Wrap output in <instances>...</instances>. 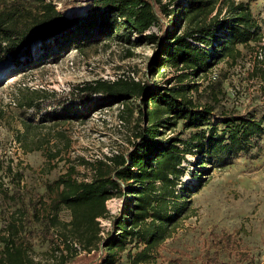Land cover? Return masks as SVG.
<instances>
[{
	"label": "trees",
	"instance_id": "obj_1",
	"mask_svg": "<svg viewBox=\"0 0 264 264\" xmlns=\"http://www.w3.org/2000/svg\"><path fill=\"white\" fill-rule=\"evenodd\" d=\"M75 5L76 2L64 1L58 8L52 0H0V62L10 57L16 65H30L36 47L42 46L43 54L48 55L51 43L61 45L63 51L73 43L82 47L107 38L134 43L132 35L137 33L138 43L144 39L159 42L161 53L148 64L149 73L163 75L167 68H173L176 74L165 86H154L151 78H101L72 85L69 96L35 90V96L21 102L25 110L36 109L42 117L23 118V131H18L17 138L26 151L49 147V160L67 161L57 140L45 137V125L84 119L101 106L123 103L122 111L131 112L133 135L126 150L112 151L94 161L82 158L92 170L89 178H80L76 166L68 165L54 180L55 195L46 218L51 245L46 261L33 256L25 234L28 212L18 208L10 213L0 231V264H120L124 254L129 264H150L164 243L196 213L191 198L181 192L190 191L182 188L187 155L200 151L213 158L233 149L250 151L253 139L264 130L261 119L250 110L216 112L215 104L198 101L191 94L199 89V77L209 75L221 61L235 63L243 54L242 47L264 50L263 26L249 0L183 1L176 10L182 25L179 30L169 31L162 14L172 10L162 0H89L86 14L68 15L66 10ZM156 24L164 36L151 30ZM172 25L176 28L178 21ZM256 60L252 75L257 76L258 70L264 75V61ZM217 79L216 74L209 77L208 86ZM94 94H101L103 102H98ZM80 106L86 108L84 114ZM212 118L224 127L210 124ZM179 123L192 129L187 138L166 135ZM206 123L209 127L204 128ZM70 145L68 139L64 147L68 149ZM8 171L20 176L12 163L5 166L4 173ZM4 194L15 196L8 186ZM115 197L123 198L117 214L108 207V200ZM63 208L70 211L69 220L61 218ZM102 219L110 220L109 228L102 225ZM212 239L215 251L207 253L202 264H221L219 255L226 250L236 257L233 264L253 260L235 234L222 231ZM170 261L184 264L179 259Z\"/></svg>",
	"mask_w": 264,
	"mask_h": 264
},
{
	"label": "rangeland",
	"instance_id": "obj_2",
	"mask_svg": "<svg viewBox=\"0 0 264 264\" xmlns=\"http://www.w3.org/2000/svg\"><path fill=\"white\" fill-rule=\"evenodd\" d=\"M52 1L58 8L64 1L76 2L74 7L69 8L72 10L68 15H84L89 6V0ZM183 1L186 0H162L169 3L168 8L172 10L162 14L167 31L179 30L182 25L176 10L178 3ZM249 1L264 30V0ZM174 20L178 21L176 28L172 25ZM151 30L164 36L158 24ZM132 38L136 42L107 38L82 47L73 43L66 51L61 49V45L51 43L48 55L43 54L42 46L36 47L37 53L30 65H16L10 57L0 62V155L3 168L0 169V231L12 211L26 209L28 224L25 234L37 259L46 261L50 257L46 218L50 210L49 202L55 195L54 180L67 170L68 165L76 166L80 178H89L92 170L82 158L94 161L112 151L126 150L130 147L133 124L129 122L130 110L122 111L124 105L118 102L113 106L98 107L84 119L73 118L58 125H45L48 126L42 130L45 137L57 140L67 159L49 160V147L26 151L17 138L18 131H23V118L39 120L42 117L36 109L25 110L21 102L28 96H35V90L55 91L58 96H69L72 85L101 78H151L156 87L167 85V80L176 74V70L167 68L163 75L156 76L148 69V64L161 53L159 42L149 43L144 39V42L138 43L137 33H133ZM242 50L243 54L235 63L221 61L209 71V75L199 77V89L191 94L198 101L208 100L215 104L216 112L222 109L239 113L250 110L261 119L264 127V75L260 70L257 76L252 75L256 59L264 61V50L252 46L242 47ZM213 74L218 76L217 82L208 86L207 80ZM94 97L98 102L103 99L101 94H94ZM133 103L136 105L138 99H133ZM71 104L69 101L67 105ZM85 109L80 106L81 114L85 113ZM209 123H219L220 129L224 127L216 118ZM207 127L208 123L204 125V128ZM191 131L179 123L166 135L187 138ZM68 139L71 145L67 149L64 143ZM252 143L250 151L233 149L213 158L203 156L200 151L187 155L182 188L187 187L190 191L182 189L181 192L191 198L196 213L186 219L183 227L164 243L157 259L150 264H172L170 260L173 259H179L184 264H202L206 254L215 251L212 237L222 231L235 234L251 254L253 260H245L243 264H264V130L255 136ZM8 163H12L20 176L9 171V174L4 173ZM7 186L10 194L15 192L14 197L4 194ZM122 205L121 197L108 200L113 214L119 213ZM60 216L64 220L71 218L67 208L60 211ZM102 225L109 228L110 220L102 219ZM2 247L0 242V249ZM219 260L221 264H233L236 257L226 250L221 252ZM67 264L80 263L69 261ZM120 264H129L126 254Z\"/></svg>",
	"mask_w": 264,
	"mask_h": 264
},
{
	"label": "bare ground",
	"instance_id": "obj_3",
	"mask_svg": "<svg viewBox=\"0 0 264 264\" xmlns=\"http://www.w3.org/2000/svg\"><path fill=\"white\" fill-rule=\"evenodd\" d=\"M71 10L72 9L67 10V14H71ZM1 76H2V74H0V78H1Z\"/></svg>",
	"mask_w": 264,
	"mask_h": 264
}]
</instances>
